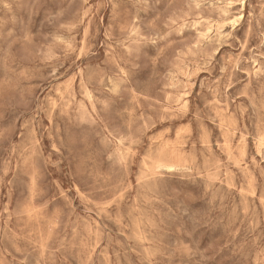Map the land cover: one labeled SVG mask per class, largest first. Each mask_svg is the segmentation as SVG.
<instances>
[{
  "label": "rangeland",
  "instance_id": "1",
  "mask_svg": "<svg viewBox=\"0 0 264 264\" xmlns=\"http://www.w3.org/2000/svg\"><path fill=\"white\" fill-rule=\"evenodd\" d=\"M0 264H264V0H0Z\"/></svg>",
  "mask_w": 264,
  "mask_h": 264
},
{
  "label": "bare ground",
  "instance_id": "2",
  "mask_svg": "<svg viewBox=\"0 0 264 264\" xmlns=\"http://www.w3.org/2000/svg\"><path fill=\"white\" fill-rule=\"evenodd\" d=\"M181 170V169H180Z\"/></svg>",
  "mask_w": 264,
  "mask_h": 264
}]
</instances>
